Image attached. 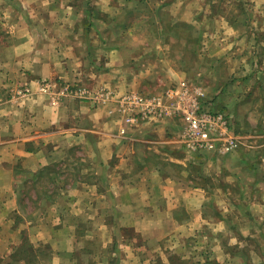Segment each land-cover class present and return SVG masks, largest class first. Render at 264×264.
I'll list each match as a JSON object with an SVG mask.
<instances>
[{"label":"crops","instance_id":"crops-1","mask_svg":"<svg viewBox=\"0 0 264 264\" xmlns=\"http://www.w3.org/2000/svg\"><path fill=\"white\" fill-rule=\"evenodd\" d=\"M183 81L236 151L126 121ZM0 264H264V0H0Z\"/></svg>","mask_w":264,"mask_h":264},{"label":"built area","instance_id":"built-area-1","mask_svg":"<svg viewBox=\"0 0 264 264\" xmlns=\"http://www.w3.org/2000/svg\"><path fill=\"white\" fill-rule=\"evenodd\" d=\"M43 91L53 88L50 83H41ZM86 87L66 85L61 96L77 95L88 98L95 103L111 100L113 92L100 88L91 92ZM31 93L28 86H21L14 91L15 97H26ZM204 93L200 88L192 87L187 81L180 83L176 89H170L162 95L147 97L139 93H131L121 98L124 111L130 114L126 117L128 123L138 121V116L132 115L137 111L144 119L164 117L177 114L183 120V138L189 147L195 149H220L223 152H234L239 148V139L233 134L227 115L204 106L201 99ZM125 133V129L122 130Z\"/></svg>","mask_w":264,"mask_h":264},{"label":"rangeland","instance_id":"rangeland-1","mask_svg":"<svg viewBox=\"0 0 264 264\" xmlns=\"http://www.w3.org/2000/svg\"><path fill=\"white\" fill-rule=\"evenodd\" d=\"M125 38V37H124ZM175 55V54H174ZM44 82H47V81H44ZM41 83H43V82H41ZM49 83V82H48ZM68 85V84H67ZM72 85V84H71ZM75 88H77V85H73ZM29 87V86H28ZM31 89V88H30ZM79 97V96H78ZM79 98H81V97H79ZM82 99V98H81ZM84 99V98H83ZM85 99H87V98H85Z\"/></svg>","mask_w":264,"mask_h":264},{"label":"trees","instance_id":"trees-1","mask_svg":"<svg viewBox=\"0 0 264 264\" xmlns=\"http://www.w3.org/2000/svg\"><path fill=\"white\" fill-rule=\"evenodd\" d=\"M214 111H216V110H214ZM220 112H222V111H220ZM224 113V112H223Z\"/></svg>","mask_w":264,"mask_h":264}]
</instances>
